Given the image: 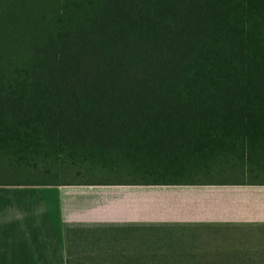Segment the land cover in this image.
<instances>
[{"label":"trees","instance_id":"16d2710c","mask_svg":"<svg viewBox=\"0 0 264 264\" xmlns=\"http://www.w3.org/2000/svg\"><path fill=\"white\" fill-rule=\"evenodd\" d=\"M32 1L0 0V185H177L264 135V0Z\"/></svg>","mask_w":264,"mask_h":264},{"label":"crops","instance_id":"0c3cea01","mask_svg":"<svg viewBox=\"0 0 264 264\" xmlns=\"http://www.w3.org/2000/svg\"><path fill=\"white\" fill-rule=\"evenodd\" d=\"M247 152L206 154L177 185H0V264H156L208 250L217 264H264V135Z\"/></svg>","mask_w":264,"mask_h":264},{"label":"rangeland","instance_id":"374dc122","mask_svg":"<svg viewBox=\"0 0 264 264\" xmlns=\"http://www.w3.org/2000/svg\"><path fill=\"white\" fill-rule=\"evenodd\" d=\"M32 7H33V12L35 10H38L40 12V15L46 14L49 15L48 17H52L56 8L57 11H59V0H58V4L56 0H33ZM240 172H246V169L241 168ZM241 178L244 177L241 176ZM69 179H74V177L70 176ZM179 242L180 243L178 244H183L184 246H189L188 244H190V241H187L185 239H182ZM206 253L208 254L203 255V257L206 258L204 260L203 259L192 260L190 258H164L161 259V261L156 262V264H217V259H215L213 255L214 251L208 250ZM113 264H119V263H113Z\"/></svg>","mask_w":264,"mask_h":264}]
</instances>
